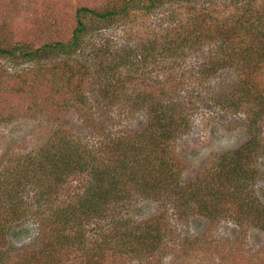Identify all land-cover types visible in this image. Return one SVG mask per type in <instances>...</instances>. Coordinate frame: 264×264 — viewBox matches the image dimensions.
Returning <instances> with one entry per match:
<instances>
[{"label": "rangeland", "instance_id": "rangeland-1", "mask_svg": "<svg viewBox=\"0 0 264 264\" xmlns=\"http://www.w3.org/2000/svg\"><path fill=\"white\" fill-rule=\"evenodd\" d=\"M127 1L0 0V42L26 43L31 48L54 41L65 43L78 25L80 7L101 9ZM261 10L264 0H164L154 8L133 5L109 26L105 23L97 28L99 21L84 18L89 31L70 54L13 63L0 58V67L7 73L0 75V178L8 167V176L14 177L10 174L13 167L21 169V162L27 163L25 158L43 154L47 145L62 143L65 138L64 146L76 142L90 152L86 156L95 155V159L85 160L89 169L116 166L112 154L103 149L104 143L119 133L139 134L148 126L153 112L137 108L131 99L143 93L150 96L151 104L158 102L156 108L162 106L174 116L189 103L195 105L187 114L190 127L178 134L172 152L183 184L205 177L218 179L210 170L217 157L243 150L255 165V199L264 205V59L256 54L237 64L236 48L231 47L234 55L229 54L223 71L202 76L200 67L217 53L212 45L191 42L172 59L159 53L165 42L181 33L184 21L196 14L216 19L227 15L233 25L243 12ZM241 31L247 33L246 28ZM126 55L130 62L121 63L117 71L129 82L116 97H110L100 76V62L118 63ZM55 75L62 78L56 80ZM23 84L25 89L20 92L17 88ZM67 174L65 195H84L78 174ZM123 174L128 176L130 171ZM139 174L151 178L143 171ZM115 187L114 197L125 205L120 217L133 223L154 219L159 223H155L159 230L153 232L152 248L136 252L127 245L128 239L122 240L114 232L109 239L114 246L97 244L86 253L64 254L61 264H264V209L245 215L246 222L237 214L213 219L204 213L183 212L181 205L182 211L177 213L166 193L147 199L137 190L132 197L131 184ZM10 193L4 194L0 187V197ZM65 195L55 202L65 201ZM176 197L182 203V196ZM3 204L0 199V223L13 225L6 236L0 235V264H14L19 256L30 258L41 249L42 225L36 217L12 221ZM110 220L94 223L88 219V240L96 242L103 231L111 233Z\"/></svg>", "mask_w": 264, "mask_h": 264}, {"label": "trees", "instance_id": "trees-1", "mask_svg": "<svg viewBox=\"0 0 264 264\" xmlns=\"http://www.w3.org/2000/svg\"><path fill=\"white\" fill-rule=\"evenodd\" d=\"M163 1L128 0L123 5L116 2L101 9L80 7L77 12L78 25L69 41L65 43L54 41L38 48H31L26 43L0 42V58L6 59L7 63L9 61L13 63L41 61L55 53L70 54L75 44L89 31L84 18L99 21L100 24L96 27L100 28L105 23L109 26L116 18L124 17L130 6L154 8V5ZM229 17L226 15L222 19H216L211 15L196 14L188 18L183 23L181 33L165 42L159 50L160 56L170 59L179 57L182 54V46L189 47L191 42L210 44L217 53L200 67L199 72L202 76L221 73L229 54H232L231 47L236 48L237 55H232L238 59L237 64H243L246 59L251 60L257 55L264 59V10L252 14L243 12V16L239 19L237 17L233 25ZM244 28L246 34L241 31ZM119 58L118 63L100 62L102 70L100 76L105 82V89L110 97L114 94L116 97L117 91L129 82V79L124 80L120 77L117 69H120L121 63L128 64L130 57L126 55ZM5 71L6 69L0 67V75L7 74ZM59 76L55 75V79L62 78ZM25 86L23 84L17 89L20 92L24 91ZM149 97L143 93L131 97L132 105L153 112L148 126L139 134L120 135L119 133L104 143L103 149H106L108 154H112V159L118 163L116 166L106 164L102 171L95 167L89 169L85 160L95 159V155L86 156L85 154L90 152H84L76 142H72L71 146L68 144L64 146L65 138L62 143L59 140L58 143L47 145L43 149V154H33L25 158L27 163L21 162V169L13 167L10 174L14 173V177L8 176L9 167L1 173L4 174L0 178L3 193L11 192L8 197L4 198L2 195V198L0 197L4 202L3 207L10 213V219L16 222L27 217H36L42 225L41 249L33 253L30 258L19 256L14 264H61L63 262L61 257L64 254L73 251L86 253L97 244L106 243L114 246L109 241L114 232H116L114 236L122 240L128 239L130 242L127 245L134 251L149 250L148 246L151 247L153 243V232L159 230L157 226L159 223L155 219L133 223L130 218L119 216L123 214L122 209L125 205L121 203L119 197L114 196L117 193L115 186H120L122 183L131 184L132 197L137 194L134 190L147 199L166 193L171 203L174 202L175 209L178 208L177 213L182 210L187 213L188 210L195 214H208L207 216L213 219L237 214L241 222H246L245 215L252 214L254 210L264 209V205L255 199V165L253 161L248 160L243 150L228 151L217 157L215 165L210 170L211 175L218 179L209 180L205 177L203 180L183 184L178 178L177 161L174 164L172 152L178 134L190 127L187 114L195 105L189 103L190 106L184 109L185 111L174 116L163 110L162 106L159 107L160 109L156 108L154 104L158 102L151 104L153 101ZM191 100L198 104L199 100L194 97ZM232 104L235 106V101ZM236 106L238 107L239 103L236 102ZM127 171H130L128 176L123 174ZM140 171H143V175L149 174L151 178L145 179L139 174ZM68 172L78 174L76 176L83 184L80 188L86 191L84 195L78 193L75 198L65 195L64 188L69 183L67 177L70 176ZM125 176L126 180H124ZM61 194H64L66 199L58 202ZM176 195L182 196V203H179L180 199ZM56 199L58 201L55 202ZM179 205L183 206L182 210ZM241 214L243 216H240ZM103 218L111 219V233L103 231L98 235L101 238L95 240L97 243L89 241L85 223L88 219L96 223ZM12 225L8 221L0 223V235L6 236ZM105 233L107 234L104 235Z\"/></svg>", "mask_w": 264, "mask_h": 264}]
</instances>
